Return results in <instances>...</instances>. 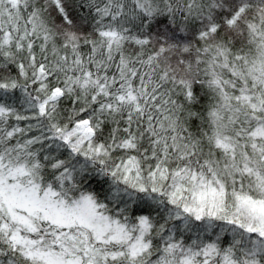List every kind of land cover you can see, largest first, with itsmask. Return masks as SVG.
Masks as SVG:
<instances>
[{
  "label": "snow or ice",
  "instance_id": "snow-or-ice-1",
  "mask_svg": "<svg viewBox=\"0 0 264 264\" xmlns=\"http://www.w3.org/2000/svg\"><path fill=\"white\" fill-rule=\"evenodd\" d=\"M0 264H264V0H0Z\"/></svg>",
  "mask_w": 264,
  "mask_h": 264
}]
</instances>
